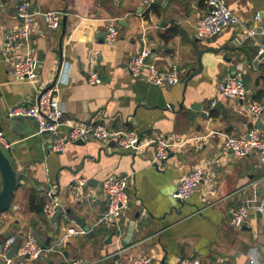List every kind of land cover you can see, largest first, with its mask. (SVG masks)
Here are the masks:
<instances>
[{
  "label": "crops",
  "instance_id": "1",
  "mask_svg": "<svg viewBox=\"0 0 264 264\" xmlns=\"http://www.w3.org/2000/svg\"><path fill=\"white\" fill-rule=\"evenodd\" d=\"M13 1L0 0V131L11 141L8 154L22 178L0 235L10 232L6 238L16 236L21 243L31 233L47 246L39 258L26 259L25 264H61L75 257L114 264L120 249L127 261L150 256L153 264H180L185 256L197 257L202 264H217L222 258L250 264L252 255L264 257V208H251L241 227L231 223L233 208L251 199L264 201L262 151L235 158L222 149L227 135H245L252 128L264 138V114L257 126L245 104L220 92L221 82L243 62L247 99L264 102V55H259L264 0H225L239 23L208 40L195 36L207 0H172L167 7L150 9L143 0H31L38 11L62 13L56 28L48 27L43 16L33 24L36 56L39 50L44 53L34 79H15L2 54L7 35L20 24ZM110 23L119 29L114 43L97 37ZM253 29L256 33L248 34ZM143 47L150 49V59L161 69L176 63L180 80L153 86L133 76L126 64ZM62 63L69 70V79L59 87L66 106L62 133L77 121L104 122L118 130L166 137L177 143L170 156L155 161L154 146L136 152L120 148L117 141L105 144L97 139L67 142L64 151H52L50 136L39 133L36 121L29 118L15 123V128L26 127L23 136L10 130L8 109L34 101L37 88L52 83ZM93 68L104 77L101 83L88 81ZM192 137L202 138L204 145L198 148ZM196 167H204L207 177L190 198L176 200L178 182ZM112 175L129 181L130 204L120 229L97 224L108 208L103 181ZM78 177L93 179L83 195L71 188ZM48 190L64 209L55 223L43 212ZM67 208L84 217L95 233L65 237L73 219ZM132 221V239L125 246ZM4 243L0 264H6Z\"/></svg>",
  "mask_w": 264,
  "mask_h": 264
},
{
  "label": "built area",
  "instance_id": "2",
  "mask_svg": "<svg viewBox=\"0 0 264 264\" xmlns=\"http://www.w3.org/2000/svg\"><path fill=\"white\" fill-rule=\"evenodd\" d=\"M172 0H143L146 9L153 5L167 7ZM207 10L200 17L195 25V36L201 40H208L224 28L239 23L238 16L230 9L225 0H207ZM17 17L20 20L19 26L9 32L4 43L2 54L11 64L15 79H34L37 77V56L36 48L33 45V24L38 16H43L50 28H56L62 20V13L59 11H38L33 8L31 0H21L17 5ZM260 18L259 15L256 16ZM264 33V29L260 30ZM119 29L117 24L110 23L107 26L105 40L114 43L117 40ZM256 29L248 31V34H255ZM247 34V33H246ZM145 41V38H144ZM259 55H264V44L261 45ZM151 51L143 47L141 51L132 55L127 64V70L135 77H143L153 86L173 85L180 80V70L176 63H172L167 69L159 68L151 59ZM58 77L47 86L37 88L35 100L26 103H18L8 109V117H33L37 123L38 132L50 136L49 147L52 151H64L67 142L78 140L87 141L97 139L105 144L117 141L120 148L130 151H141L148 146L156 149L155 161L166 160L177 143L169 141L164 136L148 137L141 135L136 130H118L110 127L104 122L83 123L80 121L69 124L70 130L67 134L62 133L61 126L64 123L66 106L59 94L61 82L69 79V70L66 63H62L58 70ZM88 81L90 83H101L100 73L95 69L89 71ZM220 92L223 96L232 100H242L245 109L254 120L264 114V102L259 99H247V89L243 80V62L237 65L234 75L227 76L220 84ZM193 139L198 148L204 145L199 137ZM0 143L5 148H10L5 133L0 131ZM224 154H232L235 158H243L254 150H261V160L264 163V138L259 131L252 128L245 135H227L222 146ZM207 170L204 167H196L185 174L178 182L173 197L178 201H185L190 198L200 183L207 177ZM128 178L126 176L112 175L103 181V193L108 202L107 210L98 219L97 224H105L118 229L122 228L124 212L129 208L130 195L128 192ZM87 186L85 177L76 178L71 188L83 195ZM60 202L52 190L46 192V201L43 212L47 217L57 211ZM251 208L263 209L264 201L256 199L249 200L246 204L237 206L231 210V223L235 227H241L248 217ZM87 230L74 219L65 228V237L70 235H86ZM17 244L13 257L6 258V264H17L16 259H23L26 255L31 259L39 258L45 250L37 238L28 233L21 243H18L16 236L8 237L4 243L5 251ZM16 258V259H15ZM250 264H264V257L252 255ZM61 264H100V260H88L85 257L65 258ZM114 264H153L150 256H139L125 259L123 250L114 255ZM180 264H202L197 257L185 256L180 259ZM217 264H232L228 258H222Z\"/></svg>",
  "mask_w": 264,
  "mask_h": 264
},
{
  "label": "water",
  "instance_id": "3",
  "mask_svg": "<svg viewBox=\"0 0 264 264\" xmlns=\"http://www.w3.org/2000/svg\"><path fill=\"white\" fill-rule=\"evenodd\" d=\"M66 21H67V17L64 16V24L66 23ZM105 35H106V30H103L97 35V37L102 38V37H105ZM43 58H44V53L42 50H39L38 55H37V60H38L37 68H36L37 74L39 73V65H40V62L43 61ZM80 67L82 69H84L85 63H82ZM233 71H234V73L236 72V67L233 68ZM101 78L103 79L104 77L101 76ZM54 80L52 82H54ZM239 102L242 104L244 103L242 100H240ZM202 116L205 118V116H206L205 113H202ZM9 118L12 120L10 130H13L14 132H19V131L22 132L21 136H23V133L26 131V127L21 126L19 128H15L16 127L15 123H17V121H22L25 118L35 120L33 117H23V116H21V117H9ZM260 121H261V118L259 117L256 120L257 126H259ZM0 129H2V128L0 127ZM8 141L11 143L10 140H8ZM75 143L84 144L85 141L78 140V141H75ZM230 155L232 156V154H230ZM21 178H22L21 173H19V171L17 170V168L13 164L7 150L5 149V147L0 143V218L3 214H5L11 208L13 198H14V195H15L17 188L19 187V182H20ZM92 180L93 179H89L87 181V184L93 185ZM63 210H64L63 206L60 204L57 211L51 217L52 223L56 222L57 218L62 214ZM66 212L73 219H75L77 223H79L81 226H83L85 228V230L88 231V233H87L88 236H91L95 233V231L93 229H91L90 225L87 223L86 219L84 217L78 216L72 208H67ZM133 230H134V221L131 222V226L129 227L127 235L123 239V245H125V246L129 245V243L131 242V239H132ZM114 234H115V231H112L111 234L108 236L107 241H111L112 236ZM9 235H10V232H6V234L0 235V242H1L0 243V251H2L3 243L7 239L6 236H9ZM16 246H17V244H14L11 246L9 251H7V253H6V258L13 257ZM43 247H44V249H47V246H43ZM26 259H31V258H29V256L26 255L23 259H16V262H17V264H25Z\"/></svg>",
  "mask_w": 264,
  "mask_h": 264
},
{
  "label": "rangeland",
  "instance_id": "4",
  "mask_svg": "<svg viewBox=\"0 0 264 264\" xmlns=\"http://www.w3.org/2000/svg\"><path fill=\"white\" fill-rule=\"evenodd\" d=\"M19 1H21V0H19ZM17 4H18V0H14L13 3H12V5H13L15 8H16ZM16 18H17V16H16ZM17 19H19V18H17ZM47 138H49V135H48V134H47ZM7 151H8V153H10V152H9V149H7ZM9 155H10V157H11V154H9ZM8 211H10V215H11V214H12V211H11V210H8ZM8 211H7L5 214H3V215L1 216V218H0V224L3 222L4 219H7V217L10 216V215H8V214H9Z\"/></svg>",
  "mask_w": 264,
  "mask_h": 264
},
{
  "label": "trees",
  "instance_id": "5",
  "mask_svg": "<svg viewBox=\"0 0 264 264\" xmlns=\"http://www.w3.org/2000/svg\"><path fill=\"white\" fill-rule=\"evenodd\" d=\"M154 7H155V6H154ZM32 201H33V202L35 201L34 197L32 198Z\"/></svg>",
  "mask_w": 264,
  "mask_h": 264
}]
</instances>
